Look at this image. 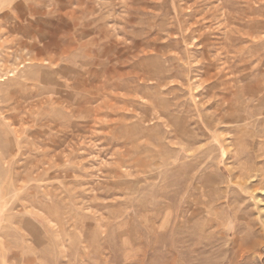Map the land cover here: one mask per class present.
I'll return each instance as SVG.
<instances>
[{
  "label": "rangeland",
  "instance_id": "374dc122",
  "mask_svg": "<svg viewBox=\"0 0 264 264\" xmlns=\"http://www.w3.org/2000/svg\"><path fill=\"white\" fill-rule=\"evenodd\" d=\"M0 25V264H264V195L241 243L207 227L218 177L264 168V0H0Z\"/></svg>",
  "mask_w": 264,
  "mask_h": 264
},
{
  "label": "bare ground",
  "instance_id": "6f19581e",
  "mask_svg": "<svg viewBox=\"0 0 264 264\" xmlns=\"http://www.w3.org/2000/svg\"><path fill=\"white\" fill-rule=\"evenodd\" d=\"M30 1V0H29ZM26 4V3H25ZM30 4H32V3H30ZM12 6V5H11ZM25 8V7H24ZM27 8H28V5H27ZM30 8H32V7H30ZM14 10V8L12 9V12H14L13 11ZM15 10H17V9H15ZM28 10H29V8H28ZM27 10V11H28ZM38 10V9H37ZM9 11V10H8ZM18 12V11H17ZM29 12V11H28ZM36 12V11H35ZM19 13V12H18ZM22 13H24V12H22ZM12 14V13H11ZM36 14V13H35ZM8 15H9V12H8ZM17 16V15H16ZM23 17H24V15H22ZM26 16V15H25ZM35 16V15H34ZM8 18H11V17H8ZM12 18H16V17H12ZM19 18V17H18ZM28 18V17H27ZM23 19V18H22ZM15 20H17V19H15ZM20 20V19H19ZM27 20V19H26ZM4 22V21H3ZM7 22V21H6ZM14 22V21H13ZM24 22V21H23ZM23 22H20V23H23ZM34 22V21H33ZM9 24H10V22L8 23V27H9ZM12 24V23H11ZM19 24V23H18ZM30 26L32 25V24H29ZM37 25V24H36ZM1 26V25H0ZM4 26V25H3ZM5 26H7V25H5ZM14 27V26H13ZM12 28V27H11ZM15 28H17L18 30H21V29H23V27H15ZM20 28V29H19ZM8 29V28H7ZM14 30V29H13ZM13 30H11V31H13ZM17 30V31H18ZM33 30V29H32ZM9 31H10V29H9ZM29 31H30V29H29ZM19 33V32H18ZM32 32H30V35H31V37H32V35L33 34H31ZM20 34V33H19ZM9 36V35H8ZM12 38V37H11ZM26 38V37H25ZM28 39V41L30 40V37L29 38H27ZM31 39H33V38H31ZM25 41H27V40H25ZM27 41V42H28ZM34 42V41H33ZM32 43V42H31ZM19 45V44H18ZM33 46V45H32ZM19 47H20V45H19ZM29 47V46H28ZM36 47V46H35ZM31 48V47H30ZM29 49V48H28ZM34 49V48H33ZM11 51V50H10ZM23 54V53H22ZM31 55V54H30ZM29 55V56H30ZM32 56V55H31ZM7 57H9V56H7ZM6 57V58H7ZM30 59V58H29ZM28 59V60H29ZM32 59V58H31ZM30 59V60H31ZM34 59V58H33ZM32 59V60H33ZM26 60V59H25ZM3 62V61H2ZM32 62V61H31ZM4 63V62H3ZM4 65V64H3ZM2 71H3V69H2ZM221 72V71H220ZM153 76V75H152ZM236 93V92H235ZM249 99H251V98H249ZM254 99V98H253ZM223 104V103H222ZM238 104V103H237ZM161 105V104H160ZM223 106V105H222ZM155 115V114H154ZM239 117V116H238ZM242 118V117H241ZM232 119V118H231ZM244 119V118H243ZM233 120V119H232ZM231 120V121H232ZM221 121V120H220ZM240 121V120H239ZM242 121V120H241ZM235 122V121H234ZM220 123H222V122H220ZM227 123V122H226ZM229 124V123H228ZM220 127V126H219ZM232 129V128H231ZM230 129V130H231ZM235 129V128H234ZM233 129V130H234ZM170 130V129H169ZM232 130V131H233ZM218 131V130H217ZM238 133V132H237ZM166 135V134H165ZM168 137V136H167ZM171 137V136H170ZM237 140H235V142H236ZM263 141V140H262ZM251 142V141H250ZM253 142V141H252ZM255 142V141H254ZM253 142V143H254ZM239 143V142H238ZM235 144V143H234ZM240 144V143H239ZM244 144V143H243ZM247 143H245V145H246ZM249 144V146H250V143H248ZM253 145V144H252ZM172 147V146H171ZM245 147V146H244ZM250 147H252V146H250ZM262 147V146H261ZM249 148V147H248ZM239 149V148H238ZM241 149V148H240ZM239 149V150H240ZM245 149V148H244ZM250 150L252 151V148H250ZM241 151V150H240ZM249 151V150H248ZM257 151V150H256ZM246 153V152H245ZM251 152L249 151V153L247 152V157H249L248 156V154H250ZM258 153V152H257ZM239 154H241V153H239ZM260 154V153H259ZM262 154V153H261ZM192 155V154H191ZM251 155H252V153H251ZM240 156V155H239ZM238 157V156H237ZM236 157V158H237ZM197 158V157H196ZM244 159L243 157H241L240 156V159ZM250 158V157H249ZM259 158V157H258ZM250 160V159H249ZM248 160V161H249ZM262 160H264V159H262ZM169 161H171V160H169ZM241 161V160H240ZM246 161V160H245ZM233 162V161H232ZM251 162H255L254 160L253 161H251ZM162 163V162H161ZM250 163V162H249ZM249 163H247V164H249ZM238 164V163H237ZM236 164V165H237ZM256 164H258V163H256ZM241 166H242V164H240ZM251 165V164H250ZM240 166V167H241ZM256 166V165H255ZM239 167V168H240ZM264 167V166H263ZM160 168V167H159ZM171 168V167H170ZM248 169V168H247ZM250 169H252L251 167H250ZM156 171V170H155ZM258 171V173H256ZM164 172V171H163ZM196 173V172H195ZM221 173V172H220ZM193 174H194V172H193ZM239 174V173H238ZM167 175V174H166ZM169 175V174H168ZM191 175V174H190ZM196 175V174H195ZM215 175H216V173H215ZM228 176H229V178H230V182L234 185V187L235 188H231L230 187V185H229V180H227L228 178H221V177H218V179H217V184H219V186L221 187V189L217 192V195H216V200H215V202L213 203V205H214V209H215V211H216V214H212V215H210V217L208 218L209 219V224H208V226L207 227H210V228H214V226H218V220L219 221H221L220 219H219V217H223V216H225V217H229L232 221H233V228H232V230H231V235H232V238H231V241L232 242H237V243H239V241L241 240V239H243V240H246L247 238H248V236H247V234H245V235H242V236H240V234H241V231L244 229V228H254V226H255V224H256V221H255V218H254V206L256 205V203L254 202V199L257 197V196H262V195H264V168H260V166H257V167H254L250 172H248V171H246V170H242L241 171V173H240V175H238V176H236V174H235V172L233 171H230V172H228V174H227ZM164 176V175H163ZM170 176V175H169ZM218 176V175H217ZM190 177V176H189ZM182 178V177H181ZM200 178V177H199ZM207 178H209V177H207ZM235 178H236V180H235ZM169 179H171V176H170V178ZM169 179H167V180H169ZM183 179V178H182ZM187 179V178H186ZM202 179V178H201ZM200 179V180H201ZM211 179V178H210ZM210 179H208V180H210ZM165 180V179H164ZM185 180V179H184ZM189 180V179H188ZM187 180V181H188ZM193 180V179H192ZM203 180H204V177H203ZM205 180H207V179H205ZM207 180V181H208ZM213 180V179H212ZM216 180V179H215ZM179 181V180H178ZM186 181V180H185ZM190 181H191V179H190ZM197 181V180H196ZM172 182V181H171ZM170 182V183H171ZM175 182H177V180L175 181ZM174 182V183H175ZM200 182V181H199ZM206 182V181H205ZM211 182V181H210ZM210 182H209V184H210ZM174 183H172V184H174ZM166 184V183H165ZM171 184V185H172ZM176 184V183H175ZM198 184V183H197ZM214 185H215V182L213 183ZM164 185V184H163ZM167 185V184H166ZM178 185V184H177ZM194 185V184H193ZM192 185V186H193ZM205 185V184H204ZM211 185V184H210ZM107 186V185H106ZM179 186V185H178ZM185 186V185H184ZM206 186V185H205ZM208 186V185H207ZM213 186V185H212ZM218 186V185H217ZM168 187H170L169 185H168ZM201 187V186H200ZM219 187V188H220ZM176 188H178V187H176ZM184 188V187H183ZM202 188V187H201ZM209 188V187H208ZM208 188H207V190H208ZM165 189V188H164ZM168 189V188H167ZM174 189H175V187H174ZM190 189V188H189ZM193 189V188H192ZM166 190V189H165ZM176 190V189H175ZM178 190V189H177ZM188 190V189H187ZM161 191V190H160ZM174 191V190H173ZM180 191H181V189H180ZM184 191V190H183ZM259 191H261V192H263V194H261ZM171 192V191H170ZM169 192V193H170ZM192 192V191H191ZM174 193H175V191H174ZM180 193V192H179ZM187 193V192H186ZM185 193V191H184V195L186 194ZM204 193V192H203ZM216 193V192H215ZM189 194V193H188ZM197 194H198V192H197ZM205 194V193H204ZM165 195H166V191H165ZM180 195H183V194H180ZM178 198V197H177ZM212 199H213V197H212ZM256 200V199H255ZM212 201V200H211ZM214 201V200H213ZM212 201V202H213ZM166 202V201H165ZM170 202V201H169ZM182 202V201H181ZM178 204V203H177ZM165 205V204H164ZM179 205V204H178ZM197 205V204H196ZM176 207V206H175ZM199 208V210L198 209H195L193 212H192V216H202L203 214L202 213H204L203 212V208L204 207H202V206H198ZM212 207V206H211ZM174 208V207H173ZM182 208V207H181ZM180 208V209H181ZM197 208V207H196ZM213 208V207H212ZM164 209V208H163ZM179 209V208H178ZM184 209V208H183ZM190 209V208H189ZM192 209V208H191ZM206 209V208H205ZM209 209V208H208ZM176 210V209H175ZM174 210V211H175ZM254 210V211H253ZM188 211V210H187ZM207 211V210H206ZM184 212H186V211H184ZM190 212V211H189ZM166 213V212H165ZM194 214V215H193ZM223 214V216H221ZM180 215V214H179ZM163 216V215H162ZM165 216V215H164ZM184 216H186V215H184ZM175 217V216H174ZM203 217V216H202ZM176 218V217H175ZM186 218V217H185ZM204 218V217H203ZM169 219V217L166 219V220H168ZM180 219V218H179ZM206 219V218H205ZM207 219V220H208ZM181 220V219H180ZM195 220V219H194ZM199 220V219H198ZM200 220H203V219H200ZM199 220V221H200ZM224 220V219H223ZM185 221V220H184ZM190 221V220H189ZM176 221L174 220V222H173V224L175 223ZM193 222V221H192ZM208 222V221H207ZM223 222V221H222ZM178 223V222H177ZM187 223V222H186ZM195 223H197L196 221H195ZM203 223V222H202ZM170 225H171V223H170ZM169 225V226H170ZM178 225V224H177ZM190 225V224H189ZM188 225V226H189ZM192 226H193V224H191ZM196 225V224H195ZM194 225V226H195ZM198 225V224H197ZM196 225V226H197ZM204 225V224H203ZM203 225H202V227H203ZM174 226V225H173ZM191 226V227H192ZM200 226L201 225H199V228H200ZM177 227V226H176ZM179 227V226H178ZM177 227V228H178ZM186 227V226H185ZM190 227V228H191ZM168 228H170V227H168ZM176 228V229H177ZM216 228V227H215ZM178 229H180V227L178 228ZM184 229V228H183ZM187 229V228H186ZM181 230V229H180ZM188 230V229H187ZM196 230H198L197 228H196ZM201 230V229H200ZM209 230V229H208ZM170 231H171V229H170ZM169 231V232H170ZM173 231V230H172ZM182 231V230H181ZM192 231V230H191ZM245 231V230H244ZM165 232V231H164ZM177 232V231H176ZM200 232V231H199ZM209 232V231H208ZM220 232H221V230H220ZM230 232V231H229ZM246 232V231H245ZM167 233H168V229H167ZM171 233V232H170ZM181 233H183V232H181ZM189 233V232H188ZM187 233V234H188ZM193 233V232H192ZM163 234V233H162ZM169 234V233H168ZM202 233H200V235H201ZM229 234V233H228ZM238 234H239V236H238ZM182 235H184V233L182 234ZM185 235H186V232H185ZM202 235H204V234H202ZM206 235V234H205ZM204 235V236H205ZM214 235V232L213 231H210V237L209 238H211L212 236ZM175 236H178V235H175ZM174 236V237H175ZM189 236L190 235H188V238H189ZM195 236V235H194ZM191 237H193V236H191ZM190 237V238H191ZM196 237H199V236H196ZM201 237V236H200ZM199 237V238H200ZM222 237V236H221ZM254 237H255V235H254ZM253 237V238H254ZM188 238H187V240H188ZM214 237H212V239H213ZM175 239V238H174ZM178 239V238H177ZM194 239V238H193ZM203 238H201V240H202ZM212 239H207V242H208V240H209V243H210V245L211 246H213V244L216 242H214ZM190 240H192V239H190ZM201 240H200V242H201ZM178 241V240H177ZM176 241V242H177ZM198 241V240H197ZM197 241H196V245H197ZM193 243H194V241H192ZM198 243H199V241H198ZM203 243V242H202ZM201 243V244H202ZM205 243H206V240H205ZM213 243V244H212ZM240 243H241V241H240ZM256 243L257 242H255V245H256ZM200 244V245H201ZM254 244V243H253ZM260 244V243H259ZM195 245V246H196ZM205 245V244H204ZM239 245V248H238V250H239V252H241V254H242V256H245V254H246V252H248V250H249V246L248 247H244L243 248V245H241V244H238ZM254 245V246H255ZM180 246H182V245H180ZM192 246V245H191ZM236 246V245H235ZM258 246V245H257ZM257 246H255V247H257ZM171 247V246H170ZM177 247V246H176ZM193 247H194V244H193ZM199 247H201V246H199ZM251 247H253V245H251ZM190 248H192V247H190ZM207 248V247H206ZM167 249H169V247L167 248ZM166 249V250H167ZM178 250V249H177ZM200 250H202V249H199V251ZM200 252H202V251H200ZM182 253V252H181ZM180 253V254H181ZM195 253H197V252H195ZM194 253V254H195ZM199 253V252H198ZM200 254V253H199ZM207 254H210V253H207ZM196 255H198V254H196ZM202 255V254H201ZM200 255V256H201ZM205 255V254H204ZM203 256V255H202ZM168 257H171V256H168ZM177 258V257H176ZM176 258H173L172 260L171 259H168L167 261H166V264H175V262H177L176 260ZM199 263V262H198ZM201 263V262H200ZM205 264V263H204Z\"/></svg>",
  "mask_w": 264,
  "mask_h": 264
}]
</instances>
